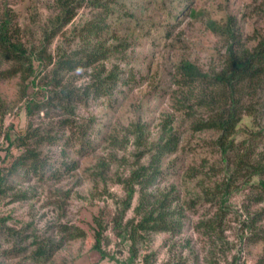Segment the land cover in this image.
Listing matches in <instances>:
<instances>
[{"label":"rangeland","instance_id":"374dc122","mask_svg":"<svg viewBox=\"0 0 264 264\" xmlns=\"http://www.w3.org/2000/svg\"><path fill=\"white\" fill-rule=\"evenodd\" d=\"M55 1L0 0V12L9 9L23 41L37 45L45 30H50L49 20L60 14ZM102 2L106 10L91 9L83 3L48 48L54 52L58 47L69 53L101 45L106 58L97 70H104L102 77L116 75L106 95L91 97L86 105L76 107L71 127L60 131V115L45 118L41 113L27 118L22 109L25 99L21 77L0 80V100L6 109L4 118L0 116V148L6 147V133L13 138L23 134L29 120L38 130L51 128L49 134L57 138L53 144H43L38 149L46 166L37 175L21 170L7 176L5 193L0 195V220L15 231L27 228L25 234L36 236L39 242L48 238L61 240V247L46 261L34 262L25 259L28 253L9 258L7 252L12 245L0 236V264H123L131 245L114 229L117 202L125 197L117 178L127 177L140 151L128 129L142 124L147 144L155 143L168 120H172L171 127L180 144L175 155L162 159V173L148 192L171 191L183 207L190 201L194 203L191 210L185 209L180 233L160 232L145 242L138 241L134 263L142 264L143 256L150 255V264H264V240L249 239L251 234L243 227L244 220L264 210V200L255 204L250 199L259 190L240 187L232 191L225 212L218 210V201L209 202L203 197L205 188L212 189L225 180L215 144L217 133L192 132V118L187 119L185 110L177 107L178 100L186 98L191 90L193 103L205 85L183 83L180 63L189 61L211 75L221 69L225 59L227 41L211 31L209 23L224 25L232 18L239 47L251 49L264 38V0ZM98 13L106 26L103 33L97 39H82L79 29L94 21ZM92 72L88 69L66 74L63 83L82 87L91 81ZM34 92L37 88L29 87L26 94L32 96ZM37 93L41 98L42 93ZM256 129L252 118L243 115L234 143L239 145ZM255 143L256 150L264 154V133ZM22 152L15 146L8 156L0 150V171L6 174ZM146 162L147 157L139 163ZM189 168L191 172H186ZM190 173L196 176L189 177ZM137 197L136 194L123 224L135 217ZM216 215V225L207 228L205 222ZM97 220L103 227L102 247L107 258L92 249ZM60 226L68 229L61 232ZM256 228L255 232L264 236V219ZM31 241L29 237L26 242Z\"/></svg>","mask_w":264,"mask_h":264},{"label":"trees","instance_id":"16d2710c","mask_svg":"<svg viewBox=\"0 0 264 264\" xmlns=\"http://www.w3.org/2000/svg\"><path fill=\"white\" fill-rule=\"evenodd\" d=\"M91 9H107L102 0H56L55 4L60 14L49 20L50 30L43 33L42 40L35 43H25L21 32L14 23V16L9 9L0 12V80H7L17 75L21 77L23 111L27 118L41 113L45 118L53 115H60L58 127L63 131L71 127L75 109L78 105H86L87 101L106 95L116 80V75L108 74L103 76L104 70H97L98 64L105 60L106 53L102 46L94 47L89 51L86 49L65 52L56 48L54 52L49 51V45L59 34L64 26L73 19L75 11L83 4ZM104 10V11H105ZM193 13V12H192ZM100 13L94 21L86 23L79 30L82 39H97L103 33L106 26ZM209 29L221 35L227 41L225 59L221 69L213 74L203 73L195 64L183 61L178 66L182 82L188 85L198 82L204 86L200 96L197 95L193 103H190L192 90L186 98L179 99L178 109L185 110V117L192 118L190 129L194 133L213 131L217 133L215 139L216 147L219 149L222 168L225 173V180L214 184L213 188H205L203 197L209 202H219V211H227L226 204L232 191L240 187L256 188L259 190L251 201L261 204L264 200V154L256 150V141L261 139L264 133V38L257 46L251 49L239 47L234 22L231 19L219 25L215 22L209 23ZM50 67V70L48 68ZM93 70L91 81L79 88L72 84L63 83L66 74H73L77 71ZM48 70V72H46ZM98 71V72H96ZM86 73V72H85ZM32 78L31 80H29ZM41 79V80H40ZM29 80L28 83L26 81ZM39 82H42L40 85ZM37 88L42 93L39 98L34 92L28 96L27 90ZM191 88V86H189ZM193 93V92H192ZM199 110L197 113L195 110ZM6 109L0 100V116L4 118ZM246 115L252 118L257 131L250 132V138H245L239 145L234 143V136L237 133V126ZM2 120V119H1ZM172 120L165 122L158 136V141L147 144L142 124H134L128 130V135L134 139V145L140 150L136 153V164L132 166L127 177L117 178L124 192L125 197L118 201L117 214L114 216V229L119 231L123 240L130 243L129 257L123 264H135L137 259L138 241L145 242L148 237L155 233L166 232L176 235L183 228L185 209L191 210V203L183 207L179 199L172 196V192H148L162 173L161 161L165 156L175 155L180 144L179 136L171 127ZM51 128L32 127L29 120L23 134L4 136L6 155L10 148L15 146L23 152L14 160L6 174L0 171V195H4V185L7 176L15 175L23 170L24 173L37 175L44 169L46 162L40 159L38 149L43 145L54 143L55 135H50ZM45 133V134H44ZM147 157L145 164L140 160ZM191 172V168L186 170ZM196 176V173L189 177ZM137 194V205L133 212L135 217L122 223L124 216L131 208L132 201ZM23 197V195H22ZM26 197V196H24ZM17 200L21 198L16 196ZM217 215L214 219L205 222L207 228L212 229L216 225ZM264 219V210L255 213L243 221V227L250 234L249 239H258L261 233L257 230L256 224ZM97 222V229L94 230L93 250L97 251L101 258H107L108 254L102 247L103 227ZM28 224L27 227H30ZM61 232H66V226ZM23 231H15L4 225L0 220V236L4 237L7 244L12 245L7 252L10 257H19L20 254L28 253L25 259L34 262L46 261L52 253L61 247V240L48 238L45 241H37V237L25 234ZM32 237L31 242H26ZM22 244L24 246H22ZM29 247L33 250L27 252ZM150 255L143 256L142 264H150ZM113 259V258H111ZM176 264V263H175Z\"/></svg>","mask_w":264,"mask_h":264}]
</instances>
